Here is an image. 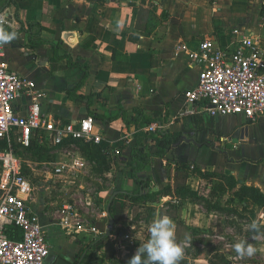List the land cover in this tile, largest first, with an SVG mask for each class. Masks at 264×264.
Returning <instances> with one entry per match:
<instances>
[{
  "label": "crops",
  "instance_id": "1",
  "mask_svg": "<svg viewBox=\"0 0 264 264\" xmlns=\"http://www.w3.org/2000/svg\"><path fill=\"white\" fill-rule=\"evenodd\" d=\"M263 4L264 0H0L8 23L5 27L18 33L6 45L3 63L9 71L34 82L42 94L40 110L46 121L60 126L78 123L86 116L94 118V134L103 137L110 165L109 171L99 170L111 180V189L100 192L101 198L110 191L118 193L111 203L116 225L107 230L106 208L111 197L103 211L107 218L101 214L92 225L100 236L68 233L58 223V212L46 211L32 198L31 207L50 247V264L56 258L72 264H111L108 256L113 250L114 264H128L139 244L147 240L148 226L162 215L173 220L176 240L183 246L180 264H213L210 260L221 255L244 264L246 255L233 248L241 240L264 250L261 207L249 198L242 203L234 200L242 185L264 195V116L254 122L242 116L212 118L204 113L177 119L185 107L184 92L196 86L199 76L182 47H195L199 39L208 37L226 44L234 28L264 39ZM147 11L158 21L166 16L151 33H145ZM79 66L87 72L81 85L84 73ZM29 104L27 95L19 96L14 102L17 116H28ZM135 111L150 117L158 113L156 123L165 126L163 132L181 134L187 141L175 145L166 158L192 165L186 188L205 196L207 203L168 195L157 202L133 204L124 197L122 193L137 187L123 166L114 164L113 151H120L121 162H130L131 149L151 141L143 119L126 124ZM96 116L115 118L107 122ZM50 148L51 166L77 156L83 167L76 175L89 165L97 167L75 144ZM197 168L210 177H203ZM174 169L162 160H149L138 175L150 183L144 194L166 185L172 188ZM227 177L237 183L235 188L228 187ZM249 210L248 218L241 216ZM257 213V218L252 216ZM253 222L258 225L256 230L250 228ZM115 230L120 236L112 249L105 236ZM127 232L132 243L123 240ZM217 241L223 242L221 249L214 248Z\"/></svg>",
  "mask_w": 264,
  "mask_h": 264
},
{
  "label": "built area",
  "instance_id": "2",
  "mask_svg": "<svg viewBox=\"0 0 264 264\" xmlns=\"http://www.w3.org/2000/svg\"><path fill=\"white\" fill-rule=\"evenodd\" d=\"M0 17L6 26L1 9ZM197 43L195 47H182L189 64L199 69V76L196 86L184 92L185 107L177 119L204 113L212 118L242 116L254 122L264 116V39L234 28L226 44L211 37ZM5 47L0 45V140L7 145L0 151V264H50V247L31 207L33 188L12 145L29 148L36 134L39 144L45 147H61L70 140L106 145L100 134H94L92 116L60 126L46 121L40 110L41 92L35 89L34 82L9 71L2 61ZM21 95L30 98L26 117L17 116L14 111V102ZM164 130L165 126L156 122L146 128L151 140ZM113 155L120 157L121 153L115 149ZM82 167L83 160L76 156L58 161L50 173L57 178H69ZM72 211L70 205L63 206L60 222L63 229L70 234L89 232L100 236L98 228L83 227ZM102 217L107 218L105 212ZM10 226L18 229L19 240L8 238L6 230ZM123 240L132 243L128 232Z\"/></svg>",
  "mask_w": 264,
  "mask_h": 264
},
{
  "label": "trees",
  "instance_id": "3",
  "mask_svg": "<svg viewBox=\"0 0 264 264\" xmlns=\"http://www.w3.org/2000/svg\"><path fill=\"white\" fill-rule=\"evenodd\" d=\"M261 14L264 13V4L261 6ZM147 21H148V29L145 30V33H151L153 30H155L158 26L162 25V23L166 20V16H164L163 21H158L153 18L151 13L149 11L146 12ZM116 53L113 51V58ZM116 58V57H115ZM154 65V64H153ZM70 67H75V64H69ZM79 68L83 71L84 76L83 80L79 83L80 85L83 83L85 77H86V69L79 66ZM79 87V85H78ZM74 96V94H71ZM99 119H105L107 122L112 121L115 117L107 116L105 118L96 116ZM141 119L144 120V126H149L151 123H155L159 121L158 113L153 114L150 116H144L140 112L135 111L130 121H125L126 124H136ZM181 134H172L170 132H160L157 137H152V140L149 142L148 146L140 145L138 147H134L130 151V162H121L119 157L114 158V164L115 165H122L123 170L127 175L136 183V189L132 192L122 193L124 197L129 200V202H132L133 204H140V203H146V202H157L161 198L166 197L168 195L175 196L177 199L185 200V199H193L194 201H204L205 196L200 194L199 192H192L191 190L186 188V180L188 177V172L191 164L187 163H181L177 161L176 159L173 160H167L166 156L172 152L173 149H175V145H177L181 139ZM38 135L32 137L31 145L29 148H21L19 145H16L13 143V151L16 156V149L24 150V152H35L38 151L42 156L49 155V152L52 148L48 146H43L39 144ZM64 144H75L78 149H80L82 155L89 161L93 162L97 165L98 168L104 169L105 171L110 170V165L107 163V156L104 153L105 149L103 146H97L92 143H84L82 141H66ZM213 149L216 147L212 145ZM6 148V142L0 140V149ZM41 156V157H42ZM19 157V156H18ZM52 160L54 159L53 156L51 157ZM151 159H159L165 162V166L169 167L171 164L175 167V179H174V185L171 188L169 185L161 187L158 191L150 192L144 194V191L149 188V182L148 180H143L139 178V174L143 173L145 171L146 165ZM198 166H194L196 168ZM199 169V168H197ZM201 175L203 177H210V173L204 172L202 173L199 169ZM102 172V171H101ZM24 173L25 167H24ZM227 185L230 189H233L236 187L237 183L231 178L227 177L226 179ZM116 192H120V190H115ZM234 200H238V202H243L245 198H249L254 204H256L258 207L263 208L264 207V195L256 188L253 187H246L242 185L239 190L234 194ZM114 212L112 210V204L109 208L108 212V218H113ZM116 225V224H114ZM6 234L9 239L12 240H19L20 239V233L17 228L10 226L6 230ZM120 236V232L115 230L108 232L105 236V239L107 237L110 238L111 248L114 249L116 246V238ZM102 240H99L98 243H101ZM109 262L111 264L117 263V261L114 258V250L109 252ZM221 257H223L221 255ZM220 257V258H221ZM80 258V257H79ZM77 262V261H76ZM225 264H229L227 260H224Z\"/></svg>",
  "mask_w": 264,
  "mask_h": 264
},
{
  "label": "rangeland",
  "instance_id": "4",
  "mask_svg": "<svg viewBox=\"0 0 264 264\" xmlns=\"http://www.w3.org/2000/svg\"><path fill=\"white\" fill-rule=\"evenodd\" d=\"M184 24L189 26L187 22H184ZM2 150L3 149H0V151ZM15 151L24 162V166L27 169L26 175L33 188V200L40 202L46 211L58 212L57 217L60 227H62L60 223L62 208L67 204L72 207V215L76 219H79L78 221L81 222L83 227L92 226L97 222L99 215H101L105 209L107 200L112 196V192L110 191L104 199L101 198L102 195L100 192L109 188L111 189V180L107 179L99 172L100 169L89 165L87 170L79 175L69 179H59L55 178L50 173L52 166L49 163L52 161V155L42 156L38 151L26 153L19 148ZM48 173H50V175ZM251 210L243 211L241 216L248 218L247 214H251ZM260 210L262 212H258H261L259 215L261 219L264 217V207ZM252 216L257 218L258 213ZM248 231L250 232L249 229ZM222 243L223 242L217 241L213 246L214 248L221 249L222 247L219 245ZM204 244L207 243L204 242ZM258 250L254 255H246L245 258H242V263L264 264V250ZM224 260H227L229 264H238V262H240L239 260L236 262L227 257H215L212 258L210 262L213 264H225Z\"/></svg>",
  "mask_w": 264,
  "mask_h": 264
},
{
  "label": "clouds",
  "instance_id": "5",
  "mask_svg": "<svg viewBox=\"0 0 264 264\" xmlns=\"http://www.w3.org/2000/svg\"><path fill=\"white\" fill-rule=\"evenodd\" d=\"M5 20L0 17V45H7L18 38L16 31H9ZM258 225L252 223L250 228L256 230ZM147 240L139 244L135 254L128 260V264H180L183 247L177 242L173 220L162 215L148 226ZM234 251L243 256H252L257 249L248 241L241 240L233 245Z\"/></svg>",
  "mask_w": 264,
  "mask_h": 264
},
{
  "label": "water",
  "instance_id": "6",
  "mask_svg": "<svg viewBox=\"0 0 264 264\" xmlns=\"http://www.w3.org/2000/svg\"><path fill=\"white\" fill-rule=\"evenodd\" d=\"M182 141L185 142L186 140H184V138H181V140L179 141V143H181ZM186 142H187V141H186ZM179 143H178V144H179ZM121 160H122V161H125V158H121ZM117 194H118V193H114V194L111 196V198H110V200H109V203H108V205H107V208H106L107 214H108V212H109L110 205H111V203L113 202L114 198L117 196ZM109 218H110V219H109V221H108V227H107V230H108V231H110V230L112 229L113 225H114V221H113L114 218H111V217H109ZM52 264H72V263L68 262L67 260H65V259H63V258H56Z\"/></svg>",
  "mask_w": 264,
  "mask_h": 264
}]
</instances>
